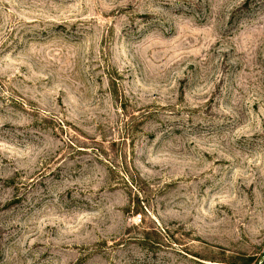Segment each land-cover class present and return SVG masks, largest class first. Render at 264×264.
Instances as JSON below:
<instances>
[{"label":"rangeland","instance_id":"obj_1","mask_svg":"<svg viewBox=\"0 0 264 264\" xmlns=\"http://www.w3.org/2000/svg\"><path fill=\"white\" fill-rule=\"evenodd\" d=\"M264 0H0V264H256Z\"/></svg>","mask_w":264,"mask_h":264},{"label":"trees","instance_id":"obj_2","mask_svg":"<svg viewBox=\"0 0 264 264\" xmlns=\"http://www.w3.org/2000/svg\"><path fill=\"white\" fill-rule=\"evenodd\" d=\"M256 264H264V254L262 255L261 260H259Z\"/></svg>","mask_w":264,"mask_h":264},{"label":"water","instance_id":"obj_3","mask_svg":"<svg viewBox=\"0 0 264 264\" xmlns=\"http://www.w3.org/2000/svg\"><path fill=\"white\" fill-rule=\"evenodd\" d=\"M263 254H264V252H263Z\"/></svg>","mask_w":264,"mask_h":264}]
</instances>
